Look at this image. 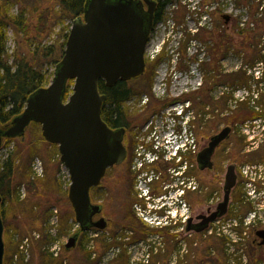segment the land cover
Instances as JSON below:
<instances>
[{
    "label": "flooded vegetation",
    "instance_id": "af4514ba",
    "mask_svg": "<svg viewBox=\"0 0 264 264\" xmlns=\"http://www.w3.org/2000/svg\"><path fill=\"white\" fill-rule=\"evenodd\" d=\"M132 1H141L142 9L147 10L143 0ZM152 1L149 37L165 15L163 0ZM161 61L153 59L150 64L145 60L143 74L129 80L112 85L103 82L101 118L120 132L124 153L89 191L91 203L100 206L92 220L103 218L107 252L118 249L116 258L127 259L131 249L155 235L162 238L163 251L159 256L150 255L146 264H202L207 240L233 238L237 248L233 254L245 259V264H253L255 259L248 256L247 244L264 261V139L259 138L263 125L248 123L252 117L227 124V137L209 153L211 138L221 131L222 112L216 101L220 97V60H211L213 66L211 61L181 60L170 67L168 75H159ZM110 96L117 100L113 115ZM256 113L263 115L264 123V109ZM243 132L253 135L248 138ZM229 166H233L235 184L225 213L196 231L223 202ZM244 167L246 176L241 172ZM253 173L261 182L252 189ZM229 255L222 252L215 263L228 264Z\"/></svg>",
    "mask_w": 264,
    "mask_h": 264
},
{
    "label": "rangeland",
    "instance_id": "374dc122",
    "mask_svg": "<svg viewBox=\"0 0 264 264\" xmlns=\"http://www.w3.org/2000/svg\"><path fill=\"white\" fill-rule=\"evenodd\" d=\"M2 2L6 3V10L10 15H15L18 11L23 10L29 18L30 26L34 29L41 24L39 27L43 29L42 34L41 37H37V40L41 41V47L57 46L61 42V35L65 27L69 26V30L72 25L73 18L60 15L62 12L58 0H2ZM262 8L264 10V0H262ZM164 11L163 21L157 23L151 32L145 51L146 61L151 62L158 56L161 58L159 60H163L159 75H168L171 71L170 67L181 60L194 59L208 64L212 60L211 53L208 51L210 43H208V34L205 37L202 33L204 30L214 32L215 25L221 24L227 30L228 35H231L233 44L225 57L220 60V97L216 99L222 112L219 128H224L228 124L226 120L239 114L236 109L240 107L241 103L246 104L248 109L264 106V62L254 64L253 67L243 66L245 55L243 52H239L238 43L241 37L235 33L238 19H240V25L247 19L246 8L235 7L233 0H178L174 4L168 5ZM225 17H227L226 20ZM188 35L193 38L191 39ZM6 37L4 61L6 60L10 64L13 58L22 52L25 44L15 37L9 26ZM263 39L264 34L261 36V40ZM185 44H187V48L183 51ZM42 62L43 70L53 74L51 65L46 63V60ZM211 66H213V62ZM242 69H245L248 75L252 74L253 79H258L261 75V80L256 83L249 82L247 85L236 86L232 82L237 79L235 75L237 71ZM50 80L51 78L49 82ZM236 89L237 92H234ZM254 95H258V97ZM214 101L215 99H212V106ZM235 105L237 107H234ZM208 109L207 112L210 110ZM240 115L236 121L245 122L248 117L247 112L244 111ZM211 123L215 126L213 122ZM243 133L245 137H250L248 133ZM9 154L14 158L15 170L10 183V190L13 189L11 190L12 194L11 192L6 193L9 196H5L4 202L6 212L2 219L4 228L3 264H56L55 261L50 260L51 258H61L66 264H102L101 256L107 248L103 240L104 233L89 230L83 233L80 240L76 241L74 248L68 252H64V248L61 249V242H66L76 227L72 223L74 220L69 218L67 224L59 230L60 220L64 213H72L73 219L74 214L67 198L70 179L67 169L59 160L57 145L46 142L41 135L40 126L30 123L21 137L9 141L5 138L2 139L0 163ZM237 164L240 163L237 162ZM255 179H257L256 176ZM14 193L19 195L20 201L15 200ZM146 227L149 230L152 229L149 225ZM50 238L53 239L51 242ZM89 240L93 241L92 248L86 246ZM224 241L225 246L220 239L212 238L206 241V256L202 264H220L215 263V257L222 256L223 248L226 247L227 242H230L229 238ZM147 244V239H145L137 245L138 255L151 254L152 257L161 255L160 246H157V252H153L154 245L147 246ZM232 245L229 244L228 248L231 249ZM233 246L236 251V244ZM56 252L58 257H55ZM90 252L96 253L93 260ZM246 252L248 256L259 258L256 257L255 249L249 248L248 244ZM128 254L126 260H128ZM115 259L111 264H119V258ZM251 261L253 264L264 263L262 259Z\"/></svg>",
    "mask_w": 264,
    "mask_h": 264
},
{
    "label": "water",
    "instance_id": "95a60500",
    "mask_svg": "<svg viewBox=\"0 0 264 264\" xmlns=\"http://www.w3.org/2000/svg\"><path fill=\"white\" fill-rule=\"evenodd\" d=\"M143 2L146 11L141 1L86 0L83 15L72 21L50 83L33 91L22 112L4 128L0 127V146L3 138L22 136L30 123L39 124L43 139L57 145L59 160L70 178L67 198L81 232L104 229L103 218L92 220L100 213V206L91 203L89 191L99 184L106 168L118 164L124 154L120 132L101 119L104 96L98 91V81L112 85L143 73L154 8L152 0ZM70 80L72 93L65 100ZM229 130L224 127L211 138L209 153L227 137ZM234 184V169L229 166L223 202L196 231L225 213ZM1 199L0 195V206ZM3 229L0 212V264L4 256ZM77 239L78 234L71 235L64 248L75 247Z\"/></svg>",
    "mask_w": 264,
    "mask_h": 264
},
{
    "label": "trees",
    "instance_id": "16d2710c",
    "mask_svg": "<svg viewBox=\"0 0 264 264\" xmlns=\"http://www.w3.org/2000/svg\"><path fill=\"white\" fill-rule=\"evenodd\" d=\"M86 0H58V5L61 9L60 15H65L69 18H76L83 14L84 5ZM178 0H163L162 9L167 5H172ZM235 7H244L247 11L246 21L240 25V19L235 26V33L241 37L237 40L239 43V52H243L245 57L243 59V66L253 67L254 64H261L264 62V39L261 40V36L264 34V10L262 8V0H233ZM6 3L1 0V10H0V127L4 128L5 125L16 115L20 114L25 106L27 97L36 89L48 85L49 79L52 77V72L43 70V60L51 65L54 69L55 65L61 59L64 51L65 41L68 36V27H65L64 32L61 35V42L57 46H42L41 41L37 40V37H41L42 28L39 24L35 29L30 26L29 18L23 10L18 11L15 15H10L6 10ZM219 12V11H218ZM164 16V15H163ZM72 19V20H73ZM162 19L158 17L154 24ZM11 27L13 34L19 41L24 42L25 46L19 55L13 58L12 63L4 61L6 55V31L7 28ZM214 32L203 31L202 34H208V51L211 53L213 62H217L225 57L227 51L230 50L233 40L231 35L227 33V30L219 25H215ZM33 32V33H32ZM189 36V35H188ZM191 37V36H189ZM204 37V39H205ZM193 37H191L192 39ZM262 43V44H261ZM19 44V42H18ZM19 52V51H17ZM161 59L159 56L155 60ZM41 60V61H40ZM150 62V61H149ZM148 62V63H149ZM152 62H150L151 64ZM149 64V65H150ZM151 66V65H150ZM255 66V65H254ZM244 68V67H243ZM237 79L233 81L236 86L247 85L249 82H253V75L247 74L245 69L237 71ZM72 81L70 80L67 84V90L65 97L71 93L70 87L72 86ZM98 91L99 93H104L103 81H98ZM116 98L110 96L109 104L111 105V114H115L117 105ZM115 103V106L113 104ZM245 108V104H242L238 110V115H233L231 118L226 120L228 124L233 121L238 120L242 114L241 108ZM105 106L102 104L101 107V117L103 116ZM236 113V112H235ZM237 114V113H236ZM248 116H253V113H247ZM246 115V114H245ZM38 125V124H37ZM13 138H5V140H10ZM15 170V162L12 155H8L0 163V195L1 203L0 212L1 218L4 219L5 209V196H9L6 193L11 192L10 183L12 182V177ZM8 191V192H7ZM14 198L16 201H20L19 195L14 193ZM25 202V201H23ZM72 213L65 212L64 216L60 220L61 230L66 224L67 220L71 218L74 220ZM3 221V220H2ZM146 232V231H145ZM75 234H78V240L82 238L83 233L77 230ZM51 240V238L49 239ZM64 252H68L63 249ZM45 257V256H42ZM50 257V256H48ZM89 258V256H88ZM59 264V259H50ZM258 261L259 259H254ZM119 264H126V259L124 257L118 259Z\"/></svg>",
    "mask_w": 264,
    "mask_h": 264
},
{
    "label": "built area",
    "instance_id": "2783aa9c",
    "mask_svg": "<svg viewBox=\"0 0 264 264\" xmlns=\"http://www.w3.org/2000/svg\"><path fill=\"white\" fill-rule=\"evenodd\" d=\"M255 97H258V95H254ZM254 109H259V107H253ZM261 118L262 117H259V118H257V119H254V120H251V121H248V123H251V124H262L263 125V127H264V123L261 121ZM245 130H247V128H244ZM261 133H263V135L262 136H260L259 138L260 139H264V129H262L261 130ZM253 134L252 133H250V137L252 136ZM248 171V169H247V167H244V168H242V170H241V172L246 176L247 175V172ZM254 180V177L251 175V177H250V182H249V185H250V187L253 189V185H252V181ZM229 240H230V242H227L226 243V247H225V250H226V252H228V253H230V255H229V257H228V264H245L246 263V261H245V259H240L237 255H235V254H233L234 252H235V250L233 249V245L235 244V240L233 239V238H229ZM147 242H148V244H147V246L149 245V244H153L154 245V248H153V252H157L158 251V248H157V246H160V250L161 251H163V247H164V243H163V240H162V238H160V237H158V236H153V237H151L149 240L147 239ZM92 244H93V241L92 240H90L89 241V243L87 244V247L88 248H92ZM229 244H233L232 245V248L231 249H229L228 248V245ZM162 245H163V247H162ZM146 246V247H147ZM55 248H57L56 246H55ZM145 248V247H144ZM138 247H136V248H133V249H131V251L130 252H128L129 254V258H128V264H146L147 262H148V260H149V258H150V255L149 254H141V255H138ZM117 253H118V249H116L115 251H108V252H106L102 257H101V259H102V264H108V262L113 258V257H115L116 255H117ZM56 255H57V252H56ZM95 256V253H93L92 254V257H94ZM241 261V262H240ZM99 262V261H98Z\"/></svg>",
    "mask_w": 264,
    "mask_h": 264
},
{
    "label": "bare ground",
    "instance_id": "6f19581e",
    "mask_svg": "<svg viewBox=\"0 0 264 264\" xmlns=\"http://www.w3.org/2000/svg\"><path fill=\"white\" fill-rule=\"evenodd\" d=\"M36 239V238H35ZM62 243V242H61ZM125 258V257H124Z\"/></svg>",
    "mask_w": 264,
    "mask_h": 264
}]
</instances>
